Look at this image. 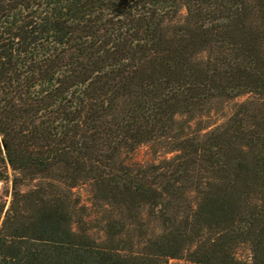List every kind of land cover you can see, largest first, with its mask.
Here are the masks:
<instances>
[{"label": "trees", "instance_id": "trees-1", "mask_svg": "<svg viewBox=\"0 0 264 264\" xmlns=\"http://www.w3.org/2000/svg\"><path fill=\"white\" fill-rule=\"evenodd\" d=\"M0 159V264H264V0H0Z\"/></svg>", "mask_w": 264, "mask_h": 264}, {"label": "rangeland", "instance_id": "rangeland-1", "mask_svg": "<svg viewBox=\"0 0 264 264\" xmlns=\"http://www.w3.org/2000/svg\"><path fill=\"white\" fill-rule=\"evenodd\" d=\"M246 97H238L230 100L215 101L209 110L197 117L191 122L193 134L205 135L213 130L222 127L237 103L244 100ZM163 149L157 148L156 145L151 143L140 144L136 149L128 155L126 158L133 164L147 165L150 163H157L165 157L171 156V154L164 153ZM20 178V175L13 171L11 167L0 159V210L3 212L9 207L11 202V192L13 189V179ZM48 179H44L43 182H47ZM38 180L24 179L21 183L17 184V187L21 190H27L33 187ZM74 192L78 195L80 203L87 206L84 211V219L91 220L89 223L92 226V234L95 237L101 236L99 231L98 221L102 215L101 208L92 204V193L90 185L80 184L74 188ZM112 209V208H111ZM150 228L157 229L156 224H152ZM238 256L245 262H248L250 256L249 248L246 244L241 245L237 250ZM167 264H194L185 258H171Z\"/></svg>", "mask_w": 264, "mask_h": 264}]
</instances>
